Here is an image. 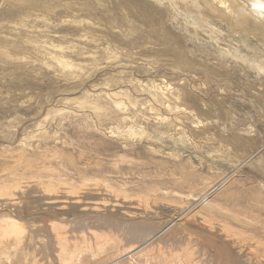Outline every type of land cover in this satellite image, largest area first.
<instances>
[{
  "label": "rangeland",
  "instance_id": "obj_1",
  "mask_svg": "<svg viewBox=\"0 0 264 264\" xmlns=\"http://www.w3.org/2000/svg\"><path fill=\"white\" fill-rule=\"evenodd\" d=\"M254 8L251 0H0V212L34 225L31 243H0V264H214L186 244L183 252L152 245L184 230L206 233L216 264L262 261L250 245L225 243L237 249L231 260L220 225L193 215L214 199L258 224L217 210L215 219L264 242V31ZM157 191L180 199L151 198Z\"/></svg>",
  "mask_w": 264,
  "mask_h": 264
},
{
  "label": "bare ground",
  "instance_id": "obj_2",
  "mask_svg": "<svg viewBox=\"0 0 264 264\" xmlns=\"http://www.w3.org/2000/svg\"><path fill=\"white\" fill-rule=\"evenodd\" d=\"M214 8V7H213ZM213 13V12H212ZM219 16V15H218ZM221 18V17H220ZM17 22V21H16ZM83 27V26H82ZM92 28V27H91ZM19 30V29H18ZM29 32V31H28ZM33 33V32H32ZM47 37V36H46ZM28 39H29V37H28ZM30 39H32V38H30ZM42 40V39H41ZM67 64V63H66ZM48 173V172H47ZM143 175V174H142ZM156 175V174H155ZM154 175V176H155ZM140 177V176H139ZM83 178V177H82ZM145 181V180H144ZM153 181V180H152ZM140 183V182H139ZM163 183V182H162ZM226 184V183H225ZM85 185H93V184H91V181L90 180H87V181H85ZM50 186V185H49ZM153 186V185H152ZM37 187H39V186H37ZM42 187V186H41ZM41 187H40V189H41ZM44 187V186H43ZM42 187V188H43ZM86 187H88V186H86ZM159 187H160V184H159ZM5 188H7L8 190H9V188H11V187H9V185H6V186H3V188H1V189H5ZM7 189H5L6 191H7ZM11 189H13V188H11ZM10 189V190H11ZM52 189V188H51ZM50 189V190H51ZM87 189V188H86ZM94 189V188H93ZM147 189V188H146ZM44 191H46V189H43ZM43 190H41L40 192H44ZM92 190V189H91ZM151 190V189H150ZM159 190V189H158ZM163 190V189H162ZM5 191V192H6ZM87 191H90V190H87ZM100 191V190H99ZM152 191V190H151ZM172 191V190H171ZM2 192H4V191H2ZM2 192H1V194H2ZM5 192H4V194H5ZM7 192H9V191H7ZM6 192V193H7ZM12 192V191H11ZM18 192V191H17ZM92 192H94V190L93 191H91L90 193H91V195H92ZM134 192V191H133ZM135 192H136V190H135ZM10 193V192H9ZM8 193V194H9ZM15 193V192H14ZM100 194V193H98V191L97 192H95L94 194ZM177 193V192H176ZM178 193H180V192H178ZM191 193V192H190ZM48 194H51V193H48ZM89 194V193H88ZM112 194V193H111ZM152 194H153V192H152ZM172 194H174V192L172 193ZM182 194V193H181ZM189 194V193H188ZM6 195V194H5ZM206 195V194H205ZM9 196V195H8ZM96 196H99V195H96ZM148 196V195H147ZM147 196L145 197V195L144 196H141V198H140V201L142 200L145 204H149V201H148V198H147ZM192 196V195H191ZM195 196V195H194ZM210 196V195H209ZM1 197V196H0ZM73 197V196H72ZM117 197V196H116ZM130 197V196H129ZM184 197V196H183ZM189 197V196H188ZM193 197V196H192ZM191 197V198H192ZM67 198V197H66ZM65 198V199H66ZM98 198V197H97ZM97 198H95L94 200H96L97 201ZM101 198V197H100ZM151 198H155V199H159V198H165V199H169V200H171V199H176V200H178V198L180 199V197L179 196H177V195H171V194H168V193H163V192H154V194H153V196L151 197ZM56 199V198H55ZM78 199V198H77ZM89 199V198H88ZM92 199V198H91ZM90 199V200H91ZM138 199V198H137ZM155 199H153V200H155ZM193 199V198H192ZM195 199H196V197H195ZM70 200V199H69ZM73 200H75V198L74 199H72V201ZM80 200V199H79ZM78 200V201H79ZM100 199H98V201H99ZM102 200V199H101ZM2 201V200H1ZM71 201V200H70ZM71 201V202H72ZM77 201V202H78ZM95 201V202H96ZM174 201V200H173ZM184 201V200H183ZM182 201V202H183ZM191 201V200H190ZM66 202H68V200L66 201ZM74 202H76V201H73L72 202V204L74 203ZM142 202V203H143ZM178 202V201H177ZM180 202V201H179ZM188 202V201H187ZM86 203V202H85ZM89 203V202H88ZM157 203V202H156ZM181 203V202H180ZM62 204V203H61ZM76 204V203H75ZM90 204V203H89ZM94 204V203H93ZM101 204V203H100ZM100 204H97V205H100ZM104 204V203H103ZM106 204V203H105ZM105 204H104V206H105ZM125 204V203H124ZM132 204V203H131ZM137 204H138V202H137ZM139 204H140V202H139ZM162 204V203H161ZM64 205V204H63ZM78 205H81L80 204V202H79V204ZM94 205H96V204H94ZM142 205V204H141ZM142 206H145L146 207V205H142ZM200 210L199 211H197V212H195L193 215H195V216H197V215H199L200 214V217L203 219V221L204 222H207V223H212V224H214L215 225V223L216 224H219L220 225V227H221V230L223 231V234H222V236L224 235V237L226 238V239H224L225 240V242H223V241H218L219 243H220V245H222L223 246V248H225V250H226V254H227V256H229L230 258H231V260L234 258L233 257V251H235V250H237L236 248H234V250H232L231 248H229L228 249V247H226V246H228V244L230 245V246H233V245H235V246H238V247H243V246H252L253 247V250H254V252L256 253V251L258 252V251H260L261 253H259L260 254V256H258V258H260V259H262V261H264V242L262 241V240H260V239H258V238H255V237H253V236H251V235H249L248 233H246L244 230H241V229H238V228H235V227H232V226H230L229 224H227V223H225V222H223V221H218L217 219H215L213 216H212V212L214 211V210H217V211H222V212H224L226 215H229V216H231L234 220H236L238 223H241V224H245V225H255V224H258V221L256 220V219H253V218H250V217H248V216H245V215H242V214H239V213H237V212H234V211H232V210H230L229 208H226V207H224L223 205H221V204H219V203H217V202H215L214 201V199H209V198H207L206 200L204 199L203 200V202H201L200 203ZM61 207V206H60ZM68 207V206H67ZM75 207V206H74ZM78 207V206H77ZM85 207V206H84ZM84 207L82 208V209H84ZM99 207H102V206H99ZM140 207V206H139ZM144 207V208H145ZM79 208V207H78ZM94 208V210H95V207H93ZM103 208H105V207H103ZM110 207H108V208H106V209H109ZM121 208V207H120ZM119 208V209H120ZM136 208V207H135ZM135 208H134V211H135ZM138 208V207H137ZM141 208V207H140ZM140 208H138L139 209V211H141L140 210ZM143 208V209H144ZM3 209V208H2ZM1 209V210H2ZM99 208H97V210H98ZM111 209H112V207H111ZM117 209V208H116ZM119 209H117V210H119ZM131 209H133V207H131ZM142 209V208H141ZM53 210H55V209H53ZM75 210V209H74ZM90 210V209H89ZM100 210V209H99ZM105 210V209H104ZM59 211V210H58ZM57 211V212H58ZM61 211V210H60ZM81 211V210H80ZM91 211H92V209H91ZM107 211V210H106ZM119 211H121V210H119ZM132 211V210H131ZM138 211V212H139ZM145 211V210H144ZM147 211V210H146ZM2 212H4V211H2ZM54 212V211H53ZM89 212V211H88ZM136 212H137V209H136ZM55 213V212H54ZM86 213V212H85ZM113 213V212H112ZM125 213V212H124ZM123 213V214H124ZM141 213V212H140ZM57 214V213H56ZM75 214V213H74ZM100 214V213H99ZM139 214V213H138ZM144 214H145V212H144ZM177 214V213H176ZM121 215V214H120ZM189 215V214H188ZM192 215V216H193ZM18 215H14V214H12V213H7V210H6V212L5 213H1L0 212V243H2L3 242V240H5V239H7V238H12V239H15V241L17 240L18 241V243H19V240H22V241H29L30 242V239H32V238H29L28 237V235L26 236V229L27 228H30V227H34V225H30V223H26V221H23L21 218H18L17 217ZM78 216V215H77ZM99 216V215H98ZM191 216V217H192ZM19 217H20V215H19ZM47 217V216H46ZM46 217H44V218H46ZM72 217V216H71ZM100 217V216H99ZM109 217V216H108ZM146 217V216H145ZM188 217V216H187ZM52 218V217H51ZM65 218V217H64ZM68 218V217H67ZM77 218V217H76ZM97 218V217H96ZM189 218V217H188ZM24 219V218H23ZM79 219V218H78ZM85 219H87V218H85ZM100 219V218H99ZM130 219V218H129ZM142 219V218H141ZM60 220V219H59ZM94 220V219H93ZM96 220V219H95ZM97 220H98V218H97ZM96 220V221H97ZM107 220V219H106ZM117 220V219H116ZM114 221L115 222V224H116V222L117 221ZM136 220V219H135ZM197 220V219H196ZM48 221V220H47ZM58 221V220H57ZM64 221V220H63ZM110 221H112V220H110ZM125 221V220H124ZM144 221V220H143ZM171 221H173V220H171ZM33 222H35V221H33ZM32 222V223H33ZM72 222H74V221H72ZM71 222V223H72ZM101 222V221H100ZM105 223H106V221H104ZM129 222H133V221H129ZM128 222V224L127 225H129L130 223ZM169 222V221H168ZM167 222V223H168ZM177 222V221H176ZM69 223V222H68ZM81 223V222H80ZM85 223H87V221L85 222ZM84 223V224H85ZM103 223V222H102ZM105 223H104V226H105ZM126 223H127V221H126ZM135 223V222H134ZM140 223V222H139ZM180 223V222H179ZM60 224V223H59ZM83 224V225H84ZM111 224V223H110ZM122 224V223H121ZM137 224V223H136ZM135 224V225H136ZM164 224V223H163ZM184 224V223H183ZM187 224V223H186ZM53 225V224H52ZM55 225V227H60L59 225H56V224H54ZM63 225V224H62ZM82 224H80V226H81ZM98 225V228L99 227H101L99 224H97ZM107 225L109 226V223H107ZM114 225V224H113ZM118 225V230H119V227H120V225L119 224H117ZM122 225H124V223L122 224ZM126 225V226H127ZM132 225V224H131ZM134 225V224H133ZM138 225V224H137ZM140 225V224H139ZM171 225V224H170ZM203 225V224H202ZM264 225V224H263ZM72 226H74V224L72 225ZM78 226H79V224H78ZM89 226V225H88ZM102 226H103V224H102ZM116 226V225H115ZM144 226H146V225H144ZM192 226V225H191ZM27 227V228H26ZM32 227V228H33ZM46 227H49V226H46ZM51 227V226H50ZM49 227V228H50ZM75 227V226H74ZM90 227V226H89ZM93 227V226H92ZM95 227V226H94ZM107 227V226H106ZM105 227V228H106ZM114 227V226H113ZM122 227V226H121ZM128 227V226H127ZM126 227V228H127ZM146 227H148V226H146ZM206 226H204V228H205ZM218 227V226H217ZM31 228V229H32ZM44 228V227H43ZM95 228H97V226L95 227ZM97 228V230L96 229H94V230H96V231H98L99 229ZM124 228H125V226H124ZM136 228V227H135ZM142 228V227H141ZM145 227H143L142 229H144ZM161 228V227H160ZM200 228V227H199ZM250 228V227H249ZM52 229H53V227H52ZM56 229V228H55ZM61 229V228H60ZM77 229V228H76ZM83 229H85V228H83ZM92 229V228H91ZM103 229V228H102ZM109 229V228H108ZM108 229H106V230H108ZM113 230H114V228H112ZM111 229V230H112ZM120 229H122V228H120ZM129 229H130V227H129ZM163 229V228H162ZM165 229V228H164ZM177 229V228H176ZM28 230V229H27ZM50 230V229H49ZM56 230H58V229H56ZM55 230V231H56ZM62 230H63V228H62ZM66 230V229H65ZM87 230V229H86ZM127 230V229H126ZM131 230V229H130ZM136 230H138V227H137V229ZM140 230V229H139ZM139 230H138V232H139ZM145 230V229H144ZM149 230V229H148ZM152 230V229H151ZM153 230H154V228H153ZM187 230H188V228H187ZM218 230V229H217ZM39 231H41V230H39ZM46 231L47 232H50V231H48V229L46 228ZM52 231V230H51ZM53 231H54V229H53ZM64 231V230H63ZM80 231H82L81 229H80ZM88 231V230H87ZM95 231V232H96ZM104 231V230H103ZM129 231V230H128ZM155 231V230H154ZM174 230L172 229V232H173ZM191 231V230H190ZM193 231V230H192ZM191 231V232H192ZM199 231V230H198ZM43 232V231H42ZM58 232H60V231H58ZM58 232L56 231V233L54 232L53 234H57V236H55V237H58L59 238V234H58ZM91 232H93V230L91 231ZM99 233L101 232V231H98ZM120 232V231H119ZM118 232V233H119ZM138 232H136V233H138ZM140 232H141V230H140ZM171 232V231H170ZM170 232H168V233H170ZM174 232H176V231H174ZM179 232H180V230H179ZM184 232H185V230H184ZM184 232L182 231V233L183 234H179V235H175V237H174V235H173V238H171V236L170 237H167V239L165 238V239H163V236L160 238V239H158L156 242L154 241L153 243H152V245L153 246H155V248L158 246V242H160V243H162L163 245H169L168 247H169V249H172L173 251H174V249H177V251L179 252V251H182L183 252V250L185 251V249H183L182 247H184V246H186V245H189L192 249H189V250H194L196 253H197V256H201L202 255V257H204L205 258V260H209L210 259V261H212L214 264H216V263H218L220 260H219V254L218 253H216L215 251H212L210 248H208L207 249V241H209L208 240V238H206V233L204 234V235H201V236H198L197 234H195V231H194V234H191L190 235V233H189V230H188V235H190V236H183L184 235ZM207 232V231H206ZM61 233V232H60ZM63 233H65V232H63ZM94 233V232H93ZM92 233V234H93ZM102 233H105V232H102ZM186 233V232H185ZM186 233V234H187ZM193 233V232H192ZM222 233V232H221ZM72 234V233H71ZM73 234H74V232H73ZM84 234V233H83ZM87 234V233H86ZM97 235H98V233H96ZM95 234V235H96ZM112 234V233H111ZM117 234V233H116ZM120 234V233H119ZM142 234H144V233H142ZM141 234V235H142ZM185 234V235H186ZM39 235V234H38ZM37 235V236H38ZM48 235V234H47ZM50 235V234H49ZM59 235V236H58ZM61 235H62V233H61ZM69 235H70V233H69ZM89 235V234H88ZM91 235V234H90ZM163 235V234H162ZM42 236V235H41ZM43 236H46V232H44V235ZM64 236V235H63ZM78 236V235H77ZM84 236V235H83ZM118 236V235H117ZM116 236V237H117ZM127 236V235H126ZM125 236V237H126ZM131 236V235H130ZM165 236V235H164ZM209 236V235H208ZM35 237V236H34ZM47 237V236H46ZM46 237H44V238H46ZM55 237H54V239H55ZM67 237V236H66ZM72 237V236H71ZM108 237V236H107ZM129 237V236H128ZM145 237V236H144ZM166 237V236H165ZM213 237V236H212ZM221 237V236H220ZM256 237H258V236H256ZM37 238H39V237H37ZM41 238V237H40ZM43 238V239H44ZM49 238H50V236H49ZM58 238H57V240H58ZM78 238V237H77ZM130 238V237H129ZM142 238V237H141ZM260 238V237H259ZM24 239V240H23ZM53 239V238H52ZM60 240H61V238H59ZM71 239H73V238H71ZM128 239V238H127ZM131 239V238H130ZM140 239V238H139ZM147 239V238H146ZM146 239H144V240H146ZM35 240V239H34ZM59 240V241H60ZM75 240V239H74ZM80 240H82V239H80ZM95 240V239H94ZM134 240V239H133ZM142 240V239H141ZM164 240V241H163ZM171 240H173V242L171 241ZM221 240H223V238H221ZM264 240V239H263ZM13 241L14 240H11V242L9 243V244H11V243H13ZM36 241V240H35ZM137 242H138V239L136 240ZM140 241V240H139ZM149 241V240H148ZM175 241V242H174ZM213 242H216V240L213 238V240H212ZM8 242V241H7ZM44 242H46V241H44ZM73 242V241H72ZM76 242V241H75ZM125 242V241H124ZM135 242V241H134ZM147 242V241H146ZM176 242H178V244L176 245V248H175V243ZM5 243V242H4ZM22 243V242H21ZM31 243V242H30ZM36 243V242H35ZM38 243V242H37ZM36 243V244H37ZM43 243V242H42ZM42 243H40V244H42ZM54 243H56L55 241H54ZM54 243H52V244H54ZM225 243H228V244H226L225 245ZM9 244H8V246H9ZM36 244H34V245H36ZM60 244L61 243H59L58 244V246H60ZM74 244V243H73ZM186 244V245H185ZM69 245V244H68ZM157 245V246H156ZM160 245V244H159ZM2 246V245H1ZM46 246H47V244H46ZM62 246V245H61ZM73 246V245H72ZM142 246V245H141ZM151 247L152 249L154 248V247ZM160 246H162V245H160ZM188 246V247H189ZM216 246H219V244H217ZM235 246H233V247H235ZM16 247H18V246H16ZM22 247V246H21ZM24 247H25V245H24ZM23 247V248H24ZM127 247V246H126ZM15 248V247H14ZM56 248H57V246H56ZM64 248H66V247H63L62 248V250L64 249ZM69 248H71V247H69ZM133 248H134V246H133ZM136 248V247H135ZM142 248V247H141ZM149 248V247H148ZM158 249L160 248V247H157ZM156 248V249H157ZM163 248V247H162ZM165 248V247H164ZM41 249V248H40ZM44 249V251H46V248H43ZM52 249V248H51ZM60 249H61V247H60ZM168 249V248H167ZM168 249V251H169V253L170 254H172V252H170V250ZM187 249V248H186ZM245 249V248H244ZM28 250V249H27ZM37 250V249H36ZM135 250V249H134ZM146 250H147V248H146ZM151 250V249H150ZM149 250V251H150ZM161 251H162V249H160ZM171 250V251H172ZM189 250H188V253H190L189 252ZM50 251V250H49ZM61 251V250H60ZM65 250H63V252H64ZM164 252H165V250H163ZM167 251V250H166ZM168 251H167V253H168ZM176 251V250H175ZM241 251V250H240ZM33 252V251H32ZM39 252V251H38ZM156 252H158V251H156ZM233 252V253H232ZM242 252V251H241ZM245 252V251H244ZM247 252V251H246ZM251 252V251H250ZM253 252V251H252ZM253 252V253H254ZM31 253V252H30ZM35 253H37L36 251H35ZM34 253V254H35ZM54 253V252H53ZM159 253V252H158ZM176 253V252H175ZM237 253V252H236ZM254 253V254H255ZM43 253H41L39 256H41ZM59 254V253H58ZM157 254V253H156ZM241 254V253H240ZM247 254H249V253H247ZM44 255H46V254H44ZM43 255V256H44ZM60 255V254H59ZM161 255V254H160ZM194 255V254H193ZM239 255V254H238ZM237 255V256H238ZM242 255V254H241ZM251 255V254H250ZM37 256V255H36ZM156 256V255H155ZM180 256V255H179ZM190 255H186V258H188ZM192 256V255H191ZM223 256V255H222ZM240 256V255H239ZM238 256V257H239ZM244 256L246 257V254H244ZM252 256H253V254H252ZM256 256V255H255ZM136 257V256H135ZM159 257V256H158ZM209 257V258H208ZM236 257V256H235ZM244 257V258H245ZM41 258H42V256H41ZM243 258V259H244ZM247 258V257H246ZM249 258V257H248ZM258 258H256V259H258ZM47 258H44V260H46ZM250 259V258H249ZM253 259V258H252ZM42 260H43V258H42ZM241 260V259H240ZM245 260V259H244ZM243 261V260H242ZM245 261H247V260H245ZM251 261V260H250ZM257 261V260H256ZM262 261H260V262H262ZM46 262V261H45ZM61 262V261H60ZM194 262V261H193ZM234 262H235V260H234ZM236 262H237V260H236ZM252 262V261H251ZM260 262H259V264H260ZM191 263V262H190ZM252 263H254V259H253V262ZM256 263V262H255ZM194 264H196V263H194ZM248 264V263H247ZM251 264V263H250ZM257 264V263H256Z\"/></svg>",
  "mask_w": 264,
  "mask_h": 264
},
{
  "label": "crops",
  "instance_id": "obj_3",
  "mask_svg": "<svg viewBox=\"0 0 264 264\" xmlns=\"http://www.w3.org/2000/svg\"><path fill=\"white\" fill-rule=\"evenodd\" d=\"M253 2V4L255 5L254 8V12L257 14L255 15V18H257V25H259L258 27L261 28L262 31H264V0H251ZM252 5H247V8L250 10V12L252 13V9H251ZM256 30H257V26H256ZM255 40L260 41L259 39H257L256 37H253ZM263 42V40H261ZM263 53V52H262ZM264 65L259 63V68H263L262 71H264ZM260 68V69H261ZM263 73V72H262Z\"/></svg>",
  "mask_w": 264,
  "mask_h": 264
}]
</instances>
